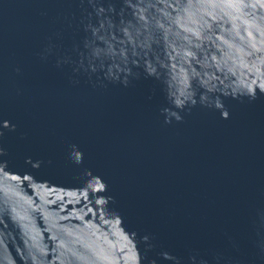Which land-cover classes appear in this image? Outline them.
<instances>
[{
  "label": "water",
  "instance_id": "obj_1",
  "mask_svg": "<svg viewBox=\"0 0 264 264\" xmlns=\"http://www.w3.org/2000/svg\"><path fill=\"white\" fill-rule=\"evenodd\" d=\"M0 264H264V0H0Z\"/></svg>",
  "mask_w": 264,
  "mask_h": 264
}]
</instances>
